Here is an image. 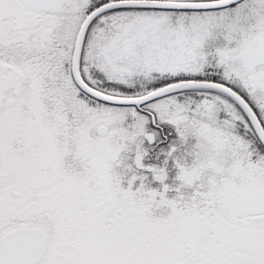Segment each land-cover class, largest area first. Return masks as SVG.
<instances>
[{
  "label": "snow or ice",
  "instance_id": "6c2138e0",
  "mask_svg": "<svg viewBox=\"0 0 264 264\" xmlns=\"http://www.w3.org/2000/svg\"><path fill=\"white\" fill-rule=\"evenodd\" d=\"M0 264H264V0H0Z\"/></svg>",
  "mask_w": 264,
  "mask_h": 264
}]
</instances>
